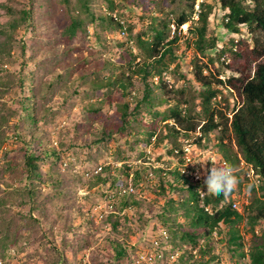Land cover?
<instances>
[{
    "label": "trees",
    "instance_id": "1",
    "mask_svg": "<svg viewBox=\"0 0 264 264\" xmlns=\"http://www.w3.org/2000/svg\"><path fill=\"white\" fill-rule=\"evenodd\" d=\"M150 230L173 264H264V0H0V261L145 264Z\"/></svg>",
    "mask_w": 264,
    "mask_h": 264
},
{
    "label": "rangeland",
    "instance_id": "2",
    "mask_svg": "<svg viewBox=\"0 0 264 264\" xmlns=\"http://www.w3.org/2000/svg\"><path fill=\"white\" fill-rule=\"evenodd\" d=\"M198 1H200V0H196V2H198ZM132 11H133L132 13L127 12V15H126L127 20H131V19L136 20L137 19V16H138L139 12L134 11V10H132ZM133 13H135L137 15L134 16ZM194 18H196V17H194ZM188 25H189V22L181 26V29H182L183 32L186 30V28H187ZM173 28L174 27L171 25V29H173ZM210 28L215 31V34L218 37V42H217L218 44L216 46V50H214L212 52L211 51L209 52L212 55L213 52L220 50L221 48H223L224 46H226L228 44V40H229L230 35L220 25V15H218L216 18H212L211 19ZM136 29H138V26L136 27ZM241 30L243 32H245V28L241 27ZM78 43L79 44L80 43H84L85 45H88V41H78ZM182 49H184V48H181V50ZM181 50H179L178 53H180ZM191 58H192L191 51L190 50H186L185 55L182 58L183 61H184V63L187 65V63H189V61H190ZM199 60L200 61H206V59L205 58H202V57H199ZM182 71L185 72L186 69L183 68ZM174 80H175L176 86L177 85H180L181 81H179L180 79L177 78V75H175ZM224 94L227 95L228 92L227 91H224ZM228 100H229V104H230V107H231L232 106V103H233L232 97H229ZM187 155L189 157V162H188L189 164H193L195 161L200 160V161H203L202 163H203V165H204L205 168L211 166L210 164H208L206 162L207 161L206 159L210 158V160L211 159L212 160L214 159V161H216L217 158H218V153H215V152L210 151V150L200 151L199 149H196V148H194L190 152V154L187 153ZM197 165H198L199 169L198 170H195L194 172H192V175H195L196 174V177H197V173L198 172L200 173L199 178L201 180V186L206 191L207 190V182L204 179V171H203V168L201 167V163L194 164V167H197ZM81 166L82 165H79V164L76 163L73 167L75 168L76 171H81L82 170L81 169ZM1 187H3V185H1ZM208 190H211V189H208ZM83 194H86V192L83 189H80L78 191V195H83ZM247 197H248V193H245L243 195L242 192H241V194L239 195V198H238V200L235 203L237 205L238 211H242L243 205L246 202ZM102 205L104 206V203ZM104 208L106 209L105 206H104ZM93 214H94V216H98L99 215V210H95L93 212ZM243 225H244V223L240 224L239 229H241L243 227ZM262 225H263V223H262ZM157 235L163 236L162 234H160L159 232H157L155 230H150L149 233H148V235H147V233H144L143 234V237H142L141 241H143L145 243V245L142 246L143 247L142 248V251L143 252L140 253L141 254V258L139 259L140 262H143L145 264H173V261L177 258L176 254H173V258H171L170 256H169V258L167 256H166V258L161 256L163 258L162 259V258H160V255L159 254L154 255L152 253L149 244H151V242H152L153 246H156L154 244V242H157V240L154 237H156ZM169 248L170 247L168 246V248L166 250V252H167L166 255H169L170 254L169 253ZM16 256L17 255H14V257H16ZM14 257L11 260H8L7 262H5V261H1V262H2V264H17V261L14 259ZM83 259H84V262H86L87 259H89V256L88 255H85Z\"/></svg>",
    "mask_w": 264,
    "mask_h": 264
},
{
    "label": "clouds",
    "instance_id": "3",
    "mask_svg": "<svg viewBox=\"0 0 264 264\" xmlns=\"http://www.w3.org/2000/svg\"><path fill=\"white\" fill-rule=\"evenodd\" d=\"M202 162L197 160L193 164L201 163L204 171V179L207 182V190L211 189L215 192L223 193L225 196L229 195L237 183L234 166L225 162L220 165L211 164L210 167L205 168ZM199 175L200 173L198 172V178Z\"/></svg>",
    "mask_w": 264,
    "mask_h": 264
},
{
    "label": "built area",
    "instance_id": "4",
    "mask_svg": "<svg viewBox=\"0 0 264 264\" xmlns=\"http://www.w3.org/2000/svg\"><path fill=\"white\" fill-rule=\"evenodd\" d=\"M200 1H202V0H200ZM200 1H198V2H200ZM197 8H198V5H195V9H196V10H197ZM186 161L189 162V157H188L187 154H186ZM247 176H249V177L252 176L251 172H248ZM233 207H237L236 204L233 205ZM162 235H163V238L165 239L166 237L164 236V233H162ZM157 243H158V242H154L155 245H157ZM170 257L173 258V255H170ZM0 264H2L1 261H0Z\"/></svg>",
    "mask_w": 264,
    "mask_h": 264
}]
</instances>
